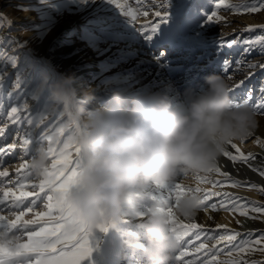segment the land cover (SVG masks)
Segmentation results:
<instances>
[{"label":"rangeland","instance_id":"374dc122","mask_svg":"<svg viewBox=\"0 0 264 264\" xmlns=\"http://www.w3.org/2000/svg\"><path fill=\"white\" fill-rule=\"evenodd\" d=\"M218 2L219 0H17L16 4L5 5V8L11 10L9 15L5 16L8 21L12 22L26 15L15 27L16 30L11 26L7 32L15 33L19 38V45L28 52L20 54L13 51L15 41L10 36L6 37L4 43L0 42V127L8 125L5 135L0 136V148L6 149V146L14 141L18 144L16 149L11 150V154L0 153V171L6 170L9 173V176L0 177V188H12L18 194L15 182L18 178L24 181V177L18 176L17 170L21 164L27 162L28 167L21 171H30L31 159L37 147L43 146V143L46 147L43 137H38L37 133L54 134L64 120L63 111L51 104L49 96L51 86L63 77L61 69L66 63L63 61L54 66L47 63L46 58L47 40L61 22L68 23L69 28L59 36L60 45L57 50L64 48L63 44L68 40L67 35L74 33L80 44L93 51L101 62L100 68L85 72L79 81L83 84L86 82L89 89H77L78 101L90 114L107 107L113 92L125 93L126 89L131 87L130 93L133 94L137 88H142L143 81L139 73L142 69L133 64L141 55L161 62L172 81L181 84L176 92L167 89V94L176 108L181 107L186 89L196 88L203 83L204 77L213 74L222 75L231 89L240 81H244L243 85L231 91L234 101H243L249 90L258 98V90L264 85V69H250L247 65L264 64V51L255 43L258 38L264 37V9L247 12L245 7H259L264 0H225L226 4L232 5L228 8L223 5L217 8ZM156 11L168 12L167 22L160 24L158 30L150 34L149 38L141 31V26L156 20ZM212 11L216 12L219 19L214 18L213 23H206V17ZM4 23L0 17V28ZM232 40L249 43H237L223 49L219 47L221 42L227 45ZM75 43L68 41L66 45L74 47ZM246 47L250 49L247 53L244 51ZM31 54L40 56L35 64ZM75 54H78L77 50ZM225 59L231 62L227 74L223 65ZM237 60L241 61L240 65L235 63ZM250 73L254 75L249 76ZM87 81L93 84L90 85ZM85 93L92 98L90 103L83 99ZM132 97H125L128 101L127 108H131ZM252 103H259V100L250 102L249 106L253 109ZM12 107L18 109L15 115L19 119L16 123L12 122ZM255 113L258 125L253 130L264 137V112ZM83 128L84 131L87 130V126L82 125L79 130L73 129L72 134H78ZM66 135L67 133L60 139H65ZM25 138L33 141L27 150L19 146ZM253 140L243 139L247 149ZM240 141L242 140L233 144L238 148ZM257 146L264 150V144L257 142ZM85 162L86 158L80 153L78 170ZM219 162L218 159L217 167H220ZM50 164L51 160L49 167ZM227 166L220 167L221 172H229ZM195 178H184L183 183L196 185ZM220 178L219 180L224 179L223 176ZM9 180L12 183H9ZM33 182L38 181L30 179L26 183ZM230 186L225 184L223 188ZM262 198L264 200V195ZM38 204L40 207H37L36 211L45 210L42 203ZM144 208L146 206L143 198L134 202V206L126 205L121 214L126 215V218L121 219L125 223L110 237L109 232L101 231L98 227L93 228L90 234L93 251L83 264H109L107 260L120 261L122 264L138 261L137 255L123 251V247L129 246L130 241H137L135 251H143L147 236L140 224L132 218L135 214H142ZM3 214H8L7 207ZM238 217L240 223H237L236 228L240 229L245 225L248 216ZM24 218L30 219L32 214L29 213ZM242 236L237 237V242ZM26 239L27 237H24L25 241ZM129 248L133 250L132 247ZM227 252L226 249L225 255L220 256L218 260L232 259ZM236 253L233 251L232 255Z\"/></svg>","mask_w":264,"mask_h":264},{"label":"clouds","instance_id":"9594fccd","mask_svg":"<svg viewBox=\"0 0 264 264\" xmlns=\"http://www.w3.org/2000/svg\"><path fill=\"white\" fill-rule=\"evenodd\" d=\"M86 2V0H85ZM75 80L63 76L50 88L49 100L64 113L59 129L86 158L76 182L65 199L68 218L62 232L76 234L81 225L91 229L121 221L126 205L134 206L153 188L173 185L181 175L210 173L226 147L248 137L258 125L255 111L245 102L234 101L231 86L218 74L204 77L196 88L186 89L176 108L167 92L138 95L128 101L113 92L108 106L89 113L78 101ZM83 99L90 103L85 93ZM82 125L86 131L72 134ZM49 167L45 146H38L31 168L43 176ZM200 197L190 193L177 203L175 212L194 218ZM166 205L150 209L140 224L147 236L143 246L148 264H174L180 244L170 231ZM135 251L137 242L130 241Z\"/></svg>","mask_w":264,"mask_h":264},{"label":"snow or ice","instance_id":"6c2138e0","mask_svg":"<svg viewBox=\"0 0 264 264\" xmlns=\"http://www.w3.org/2000/svg\"><path fill=\"white\" fill-rule=\"evenodd\" d=\"M223 5L225 8L232 7V5L226 4L225 0H219L216 7L219 8ZM260 9H264V3H261L259 7L255 5L251 7H245L247 12H256ZM147 15V12L144 13ZM156 20L150 24L142 25L141 31L149 36L155 33L160 24L166 23L168 18V12L156 11L154 13ZM214 18L217 17L216 12L212 11L206 17V23H213ZM135 19V16H133ZM237 43L248 44V41L232 40L225 45L223 42L219 44V47H232ZM255 43L261 46V51H264V37L258 38ZM247 53L249 48H245ZM237 65L241 64V61L235 62ZM225 74L231 67V62L227 59L223 62ZM250 69L260 67L264 69L262 65H247ZM254 75L250 73L249 76ZM244 84V81H240L235 85L231 91L235 88H239ZM259 97H254L252 90H249L243 98V102L250 104L251 101L258 99L259 103H252L255 112H264V85L258 90ZM18 112L17 107L11 108L13 114L12 122L16 123L19 119L15 114ZM8 125L5 124L0 127V136H4ZM66 132L59 129L53 133H37L38 137H43V142H46V150L48 152L49 160H51L50 167L43 176L37 177L31 168L30 171L21 170L28 167L27 162L20 165V169L17 170L18 176L23 175L24 181L19 178L15 182V187L18 190L13 191L12 188H0V264H83L88 259L93 251L90 245V234L92 229L87 225H81L79 231L72 235L66 236L62 232V227L65 220L68 218V208L66 200L61 198L57 199L53 194L62 193L67 194L76 182L78 175V161L80 149L72 142L65 139ZM68 135V133H67ZM66 135V136H67ZM33 143L32 140L25 138L21 141L20 147L27 150L28 146ZM258 143L264 144V142L258 141ZM233 148L236 149L238 155H234L231 152L225 150L223 155L235 164L240 162L247 164L250 159H254L253 154H244L240 152V149L235 144L230 143ZM43 146L45 144L43 143ZM18 147L17 142L8 144L5 148H0V153L11 154V150ZM251 166V165H249ZM254 171L257 169H253ZM216 172L224 177L223 180L210 181L214 187L223 188L225 184H230L233 187H240L247 185L246 181H240L233 179L229 172H221L220 167L215 166L211 172ZM260 175L264 176V170H260ZM9 176V173L0 171V177ZM199 178V177H198ZM38 181L31 184L26 183L28 180ZM9 183H12L9 180ZM165 187V186H164ZM250 187L256 188L257 185L251 184ZM29 188L30 190H24ZM260 191L264 193V187L260 188ZM199 187L195 189H184L179 183L170 185L167 198H164L163 204L166 205L164 211L169 217L170 231L175 235V238L180 244L178 250L179 254L174 257V264H248V262L242 258L229 259L225 261L217 260V256L224 250H228V256H232V252L236 251L240 254L245 252H251L253 245L264 244V233H261L258 238L252 239V234H246L245 238L237 242V237L240 233L229 230L227 225L217 224L216 229H223L222 233L212 234L214 230L205 229L202 225L197 223L181 224L177 220L173 219V208L177 205L178 201L186 194L200 193ZM173 194L175 204H173ZM212 197H219V200L208 205L206 202ZM10 203H6L9 202ZM42 203L43 209L36 211L37 207H40ZM200 208L211 207L216 210L218 208L224 211L232 213H239L240 216H249L250 213L264 214V205L249 204L244 201L243 197H236L228 192L224 191H212L204 192L203 198L199 200ZM5 207L8 208V214L5 215ZM17 209L18 211H14ZM29 213L32 214V218L25 219L24 217ZM250 218L256 219V216ZM239 224L240 221H237ZM112 224L97 225L101 231L107 232ZM194 235L195 241L200 243L195 244L193 240H185V237ZM24 237H27L26 241ZM203 237V240L201 239ZM215 241L210 246L207 241ZM191 245L194 253L193 258L184 260L183 257H187L189 253L183 250L184 246ZM223 245V247H218ZM264 251V248L260 249ZM252 264H258L253 261Z\"/></svg>","mask_w":264,"mask_h":264},{"label":"bare ground","instance_id":"6f19581e","mask_svg":"<svg viewBox=\"0 0 264 264\" xmlns=\"http://www.w3.org/2000/svg\"><path fill=\"white\" fill-rule=\"evenodd\" d=\"M16 3H17V0H13V1L12 0H0V17H2L3 21L5 22L4 26L0 28V42L4 43L6 41V37H9V36L12 37L13 40L15 41V44L13 45V51H17L21 54L24 52H28V50L23 49L19 45L20 43L19 38L15 36V33H8L9 31L7 32V30L11 26H13L15 29V27L18 26L19 22L22 21V18H26V15H23L20 18H16L12 22L10 20L8 21L7 18L5 17L11 11L5 8V5L16 4ZM32 19L33 17H31V20ZM68 28H69L68 23L61 22L60 24L56 26L51 36L47 40V49H48V52L46 53L47 63H49L50 65L57 66L61 62L65 61L66 65L61 69V75L74 77V80H75L74 87L76 88V90L79 89V87L83 88V90H87L89 89V85H86V82H84L83 84L79 81L85 72L89 70L93 71V70L100 68L101 62L99 58L97 57V55L94 54L93 51L88 49L86 46H83L82 44H80V42L77 40V36H75L74 33L68 34L67 35L68 40L64 42L63 44L65 45V47L62 48L61 50H57V48L60 45L58 38L61 34L65 33V31L68 30ZM68 41L70 42L75 41L76 43L74 47H70L69 45H66ZM76 50L78 51V54H75ZM31 55L33 57V64H35L36 59L40 58V56L35 55V54H31ZM139 57L140 59L135 61L133 64H135L136 68L142 69L141 72H139L140 77L142 78V81H143L141 84L142 88L141 87L137 88L135 93L131 94L130 92L132 90H131V87H129L126 89L125 93H122L124 97L131 98V96H133L132 98H134L138 95H143V94H148V93L167 92V89L176 92L177 89H179V86L181 84L180 83L177 84L174 81H172V79L166 74L164 70V66L162 65L161 62L155 61L146 55H141ZM133 64H130V66ZM87 83H89L90 85L93 84V82H89V81H87ZM83 131H84V128H83ZM245 139H254V140L249 144L250 145L249 149H247V145L246 143L243 142V140L240 141L238 145V148L241 150L240 152L246 155L251 153L253 154L255 158L250 159L247 164H243L240 162H236L235 164H233L231 160H229L226 156L222 154L219 157V161H220L219 166L223 167V166L228 165L227 167H228L229 172H231L230 174L231 177L236 180L246 181L247 185L240 186V187L230 186L226 188L214 187L213 184L210 183V181H219V179H221L220 178L221 175L220 174L218 175V173L214 171H213L214 174L213 172L200 173L196 175H188L186 177L181 175L180 176L181 179L177 178L176 183H179L184 189H188V188L195 189L199 187L201 189V192L196 193V194L201 199L203 198L204 192L224 191L236 197H243L244 201L248 202L250 205L251 204L264 205V200L262 198V195H264V193L260 191V188L264 187V176L260 175V170H264V150L260 149L257 146V142L259 140H264V137L263 135L261 137V135H259V133L256 130H253L252 133ZM258 149H260V151L257 152L256 150ZM226 150L231 152L234 155H238V153L236 152V149L233 148L231 144H229L226 147ZM253 169H257V170L254 171ZM191 177L193 178L197 177L195 178L196 185L183 183L184 178H191ZM251 184H255L257 185V187L252 188L250 187ZM169 187L170 185L165 186V187H160V188H153L148 193L143 195L141 198L145 200V206H146V208H144L145 211L142 214H135L132 219H134V221L139 224L143 223L144 220H146L147 216L149 215L150 209L156 206L157 204L163 203L164 198H167L168 196L167 192L169 190ZM174 195L175 194H173V204H175ZM218 200H219V197H212L206 203L210 205L211 203L216 202ZM175 208L176 206L173 208V211H174L173 219L177 220L181 224H188V223L200 224L205 229L214 230L212 234L222 233L224 231L223 229H216L217 224L227 225L229 230L235 231L243 235L240 240L244 239L245 235L249 233L252 234V237H251L252 239L257 238L259 234L264 233V214L250 213V215L248 216V220L245 222V225L242 228L237 229L236 228L237 221L240 220V218L238 217L239 216L238 212L232 213L229 211H224L223 209H220V208L213 210L211 209V207H206V208L202 207V208H199L198 213L194 218L186 219L184 217L178 216L175 212ZM251 216H256L257 218L252 219L250 218ZM123 217L126 218V215L123 214L122 218ZM122 223H125V222L121 220L118 223L112 224L114 226L110 227L107 231L109 232L108 237H110L114 233L116 234L118 232V227H121ZM189 239L193 240L195 244L200 243V241H195L194 235L190 234L189 236L185 237V240H189ZM201 239L203 240V237ZM214 242L215 241L213 240L207 241L209 246ZM118 245L121 246V244H118ZM218 247H223V245H218ZM252 248L253 250L251 252H245L243 254H240L237 252L236 254L230 257L233 260L242 258L246 260L248 264H252L253 261L258 262V264H264V251L260 250L261 248H264V245L262 244L253 245ZM183 250L187 251L189 255L187 257H183L182 259L187 260V259L193 258L194 253H193L191 245L184 246ZM123 251H128L129 254L132 253L138 256V261H134L132 264H148L147 258L144 255L143 251L131 250L129 246H124ZM179 251L180 250H178V253H176L175 255H178ZM224 252L225 250L222 251L217 256V260L220 258V256L225 255ZM140 258L142 262L140 261ZM107 262L109 264H122V262L115 261V260H110V261L107 260ZM176 264H179V262H176Z\"/></svg>","mask_w":264,"mask_h":264}]
</instances>
